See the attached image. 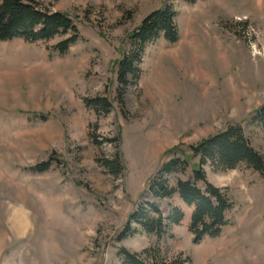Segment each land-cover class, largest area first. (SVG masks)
<instances>
[{
    "label": "rangeland",
    "instance_id": "obj_1",
    "mask_svg": "<svg viewBox=\"0 0 264 264\" xmlns=\"http://www.w3.org/2000/svg\"><path fill=\"white\" fill-rule=\"evenodd\" d=\"M37 4L70 15L80 37L64 53L55 49L64 35L0 40V264H121L123 250L154 263L264 264V172L202 164L190 149L239 124L264 159V0ZM162 7L177 12L179 39L146 45L121 99L118 61ZM174 157L187 163L169 185L201 169L197 186L209 182L233 202L219 235L196 240L194 208L150 191ZM149 202L164 216L163 233L133 222L136 231L121 238ZM175 207L185 216L171 224Z\"/></svg>",
    "mask_w": 264,
    "mask_h": 264
},
{
    "label": "trees",
    "instance_id": "obj_2",
    "mask_svg": "<svg viewBox=\"0 0 264 264\" xmlns=\"http://www.w3.org/2000/svg\"><path fill=\"white\" fill-rule=\"evenodd\" d=\"M176 17L177 12L171 7L158 8L148 14L131 34L132 47L118 61L120 83L118 91L121 99L128 84L127 77L131 76L137 81L140 76L139 62L146 45L161 36L170 42L179 39ZM60 35L65 36L55 45V49L60 53L66 52L79 39L78 27L70 15L60 11L43 10L37 4V0H0V40L24 38L28 41H40ZM102 102L105 106L108 105L106 100ZM90 103L101 102L92 100ZM257 118L264 120V105L259 109ZM190 149L193 155L201 157L202 164L212 160L214 164L223 168H235L240 163H246L249 167L264 172L263 156L251 145L239 124L229 125L225 130L203 139L196 145H191ZM186 163V160L182 162L178 157L164 163L150 180L149 189L156 197H173L177 194L188 206L194 208L190 219V231L196 240L205 236H217L228 224L226 214L234 204L224 190L209 182L205 191L197 186V180L205 179L201 169L195 170L194 178L180 179L175 186L169 185L168 175L184 169ZM49 164L50 162L39 163L36 169L44 171L49 168ZM144 205L130 215L121 232V238L136 231L132 227L133 222L148 232L163 233L165 220L160 208L150 202ZM145 207H148V210ZM184 216V211L180 207H175L168 221L177 224ZM122 255L124 258L121 264H166L147 261L127 250H123Z\"/></svg>",
    "mask_w": 264,
    "mask_h": 264
}]
</instances>
